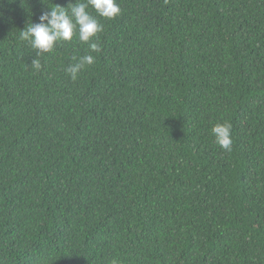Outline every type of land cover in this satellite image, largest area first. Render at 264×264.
I'll return each mask as SVG.
<instances>
[{"label": "trees", "instance_id": "16d2710c", "mask_svg": "<svg viewBox=\"0 0 264 264\" xmlns=\"http://www.w3.org/2000/svg\"><path fill=\"white\" fill-rule=\"evenodd\" d=\"M69 2L0 0V264H264V0H116L75 81Z\"/></svg>", "mask_w": 264, "mask_h": 264}, {"label": "clouds", "instance_id": "9594fccd", "mask_svg": "<svg viewBox=\"0 0 264 264\" xmlns=\"http://www.w3.org/2000/svg\"><path fill=\"white\" fill-rule=\"evenodd\" d=\"M94 9L93 16L88 9ZM40 17L38 23H28L20 30L19 39L26 41L35 50V57L53 51L57 42H70L74 35L79 42L88 47L87 54L73 57L76 61L69 65L66 72L75 81L85 66L95 62L93 53L101 52L99 34L104 31V25L99 18L115 19L121 14V8L116 0H75L68 3L67 7L56 5L48 8ZM31 67L35 70L41 68V61L37 58L31 60ZM215 143L224 151L232 148V126L230 123H217L211 129ZM109 264H120L119 260L113 258Z\"/></svg>", "mask_w": 264, "mask_h": 264}]
</instances>
